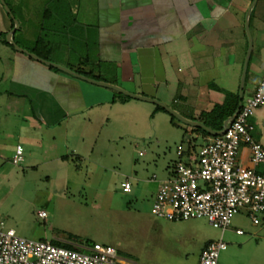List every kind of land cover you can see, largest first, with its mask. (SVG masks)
I'll list each match as a JSON object with an SVG mask.
<instances>
[{
	"label": "crops",
	"instance_id": "obj_1",
	"mask_svg": "<svg viewBox=\"0 0 264 264\" xmlns=\"http://www.w3.org/2000/svg\"><path fill=\"white\" fill-rule=\"evenodd\" d=\"M3 1L12 17L0 2V136L6 135L11 118L15 126L27 124L29 131L18 133L22 144L17 145L27 159L32 149L42 148L41 131L50 134L61 124L105 123L109 116L135 121L139 111L162 121L168 133L180 130L181 145L198 146L206 137L176 123L158 105L148 107L149 102L69 75L27 53L86 79L159 101L183 119L201 124L212 111L230 108L235 98L250 97L264 72V0ZM11 32L13 44L7 41ZM248 123L252 138L264 147V104ZM238 160L249 166L246 148L239 150ZM49 242L74 245L54 238ZM254 246L240 264H264V233ZM117 254L116 264H176L165 258L134 262Z\"/></svg>",
	"mask_w": 264,
	"mask_h": 264
},
{
	"label": "rangeland",
	"instance_id": "obj_2",
	"mask_svg": "<svg viewBox=\"0 0 264 264\" xmlns=\"http://www.w3.org/2000/svg\"><path fill=\"white\" fill-rule=\"evenodd\" d=\"M8 122L6 135L0 136V221L18 236L74 245L97 242L134 262L165 258L176 264H196L200 247L220 237L204 219L172 223L152 213L158 184L176 160L180 130L168 133L162 121H152L142 111L135 121L109 116L105 123L61 124L50 134L41 131L42 148L13 165L16 146L22 144L18 133L29 130L27 124L13 125L15 118ZM124 181L131 185L129 193L122 192ZM39 212L47 217L39 218ZM236 229L243 235L237 236ZM262 233L264 222L253 225L243 214L236 215L223 234L227 248L219 264L229 259L240 264Z\"/></svg>",
	"mask_w": 264,
	"mask_h": 264
},
{
	"label": "built area",
	"instance_id": "obj_3",
	"mask_svg": "<svg viewBox=\"0 0 264 264\" xmlns=\"http://www.w3.org/2000/svg\"><path fill=\"white\" fill-rule=\"evenodd\" d=\"M264 104V72L253 94L240 102L234 118L222 134L206 136L203 143H185L176 147V160L168 176L159 182L152 202L157 218L178 223L204 219L221 235L208 241L199 255L198 264H219L227 248L223 234L231 220L243 214L253 225L264 221V147L252 138L248 120ZM246 148L249 166L238 160ZM22 148L17 146L12 164L22 161ZM141 155V154H139ZM151 181H156L153 176ZM123 193L131 191L128 181L121 184ZM45 219V212L38 213ZM236 235L242 231L236 229ZM118 254L109 245L64 248L45 240L18 236L0 221V264H116Z\"/></svg>",
	"mask_w": 264,
	"mask_h": 264
},
{
	"label": "water",
	"instance_id": "obj_4",
	"mask_svg": "<svg viewBox=\"0 0 264 264\" xmlns=\"http://www.w3.org/2000/svg\"><path fill=\"white\" fill-rule=\"evenodd\" d=\"M0 2L2 3V5L4 6V9L7 13H9L10 17H12V15L10 14V11L8 9V7L4 4V1L3 0H0ZM16 28V27H15ZM14 32V31H12ZM12 32L10 34H8L7 36V41H10L12 43V41L10 40V36L12 34ZM13 44V43H12ZM249 53V52H248ZM29 56H31L33 59L37 60V61H40L41 63H44V64H47V65H50V66H53L69 75H72L74 77H78V78H81V79H85L86 81L88 82H91V83H94V84H97V85H101V86H104V87H108V88H111L113 90H116L128 97H131V98H134V99H137V100H141V101H146V102H149V103H153L155 105H158L160 107H162L168 114H170L172 117H174L175 119H177L178 121H180L181 123L187 125V126H190V127H193V128H201V129H204L207 131V133H209L210 135L212 136H217V135H220L224 132L225 130V127L226 125L228 124L229 121H231L234 116L236 115L237 111H238V108L236 109L235 113L230 117L228 118L224 124H223V128L221 131L219 132H215V131H212L210 130L209 128H206L203 124L201 123H196V122H191V121H188V120H185L183 119L180 115H178L175 111H173L172 109L168 108L167 106L163 105L162 103H160L159 101H156V100H153V99H149V98H145V97H141V96H137V95H133V94H130V93H127L117 87H114V86H110V85H107V84H104V83H99V82H96V81H93V80H89V79H86L85 77H82L80 75H77L75 73H73L72 71L70 70H67L65 68H62L60 66H57V65H54V64H51L49 62H46L44 60H41L40 58H38L37 56L33 55V54H29L27 53ZM246 63H247V59L245 60V64H244V68H243V74H242V79H241V83H243V79H244V75H245V68H246ZM239 107V106H238Z\"/></svg>",
	"mask_w": 264,
	"mask_h": 264
},
{
	"label": "trees",
	"instance_id": "obj_5",
	"mask_svg": "<svg viewBox=\"0 0 264 264\" xmlns=\"http://www.w3.org/2000/svg\"><path fill=\"white\" fill-rule=\"evenodd\" d=\"M40 56V55H39ZM43 58H45V56H43ZM46 59V58H45ZM77 73L79 74H83V75H86V73L82 72V71H77ZM241 101L238 100V98H235L234 100V103L233 105L230 107V108H219V109H216L214 111H212L211 113L205 115L203 117V120L201 121L202 124L206 127V128H209L211 129L212 131H215V132H219L222 130V124H223V121L226 120L227 118L231 117L236 109L238 108L239 104H240ZM156 108L158 110H162L164 111L161 107L159 106H156ZM165 112V111H164ZM172 120H174V117L170 116ZM193 131L195 132H200L206 136H209L210 134L207 133L206 130L204 129H201V128H193ZM56 246H59L61 247L62 244H54ZM65 247L64 248H72V246L70 245H67V244H63Z\"/></svg>",
	"mask_w": 264,
	"mask_h": 264
}]
</instances>
